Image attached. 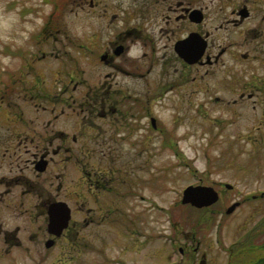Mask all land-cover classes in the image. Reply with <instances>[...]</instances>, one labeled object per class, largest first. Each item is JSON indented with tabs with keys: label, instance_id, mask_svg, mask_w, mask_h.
<instances>
[{
	"label": "rangeland",
	"instance_id": "obj_1",
	"mask_svg": "<svg viewBox=\"0 0 264 264\" xmlns=\"http://www.w3.org/2000/svg\"><path fill=\"white\" fill-rule=\"evenodd\" d=\"M176 2L172 0L171 7ZM185 2L202 7L203 30L210 31L218 45L214 54L223 48L226 52L209 67V74L201 69L187 82L179 80V74L187 72L180 64L167 65V93L163 96H159L161 66L157 65L150 105L145 108L131 100L136 94H149L148 90L141 81L124 79V93L133 98L125 99L121 107L125 118L118 125L120 134L123 131L135 145L122 142L124 153L118 163L123 164V201L116 203L106 197L104 221L101 211L87 214L83 221L92 219L89 225L82 221L85 214H77L70 238L60 239L56 248L17 249L4 256L1 252L0 264H119L118 260L123 264H190L195 260L198 264V255L192 252L197 243L207 264H227L225 249L233 244L250 253L264 247V195L258 196L264 193V0ZM108 3L112 5L109 12H118L114 0ZM101 8L90 12L86 5L71 0H0V90L9 82V73L14 78L25 75L29 95L43 90L42 102L49 110L44 111L45 117L48 113L70 116L75 107L68 104L85 95L88 83L99 80V71L89 69L85 51L89 39L100 31ZM13 11L18 19L8 17ZM236 11H243L245 17L240 20ZM178 13L167 7V16L172 18L167 30L184 24L172 21ZM46 22L50 26H45ZM184 25L186 31L193 29ZM183 34L167 31L169 46L168 38L174 41ZM42 53L46 57L33 65L37 76H32L34 72L28 75L27 65ZM18 91L14 92L17 96L28 98L26 90ZM3 93L0 91V99L5 98ZM53 96L58 98L57 106ZM65 98L69 103L61 102ZM144 115L155 118L156 130L150 135L142 129L145 119L139 120ZM62 122L59 129H68ZM63 172L62 182L68 187L73 175L70 168H60V176ZM217 182L233 188L215 187ZM196 184L214 186L222 198L207 209L182 205V191ZM255 195L258 197L252 199ZM240 201V209L225 214L230 205ZM88 204L99 206L94 201ZM115 209L118 212H110ZM215 209L220 212L211 214ZM170 237L186 254L171 249Z\"/></svg>",
	"mask_w": 264,
	"mask_h": 264
},
{
	"label": "flooded vegetation",
	"instance_id": "obj_2",
	"mask_svg": "<svg viewBox=\"0 0 264 264\" xmlns=\"http://www.w3.org/2000/svg\"><path fill=\"white\" fill-rule=\"evenodd\" d=\"M114 1V8L118 12H109L112 5L108 0H71L78 6L86 5L90 12L101 5L103 9L101 8L100 31L94 34L96 38L89 39L85 51L89 69L99 71V80L96 83H88L85 95L82 98L74 97L73 104H68L69 108L75 107L70 109V116L61 117L59 114L48 113L45 117L44 111L49 110L44 107V101L42 102L43 90L29 95V81L23 79L25 75L14 78L13 74L9 73V82L2 85L0 91L4 93L1 96L5 98L0 99V257L1 252H4V256L17 249L25 252H30L31 249L39 250V247L54 249L60 239L70 238L77 224L74 219L77 214H85L83 221L89 213L107 211V208L104 211L106 197L116 203L123 201V164L118 162L124 153L122 142H133L123 131L122 135L120 134L118 125L125 118L121 108L125 99L132 97L124 93L127 88L124 86V79L141 81L148 90L149 94H136L134 100H131L133 105L136 103L145 108L150 105L157 65L161 66L158 76L160 86L156 85L162 91L159 96H163L167 93V65L171 67L174 64L177 67L180 64L187 72L182 71L179 80L187 82L192 73H198L201 69H204L205 74H209V67L218 63L219 58L226 52L223 48L214 54L218 45L215 44L212 33L203 30L205 15L202 7L197 4L193 6L190 2L178 0L171 7L172 0ZM167 7L170 11L179 12L172 20L174 23H187L190 27L193 26V29L186 31L187 27L183 24L178 29L167 30V25L171 24L172 19L167 16ZM236 15L241 20V11H236ZM198 18L201 20L198 21ZM167 31L172 35L176 32L185 34L178 36L174 41L168 38L171 42L169 46ZM108 33L111 35H106ZM190 34L199 35L206 41L203 55L192 64L185 63L175 52V44ZM41 55V58L39 55L34 56L27 65L28 75L34 72L32 76H37L33 65L36 66L37 62L46 57L43 53ZM246 57L242 56L244 59ZM88 79L90 78L86 81H89ZM191 80L195 79L191 77ZM17 90V93L26 90L28 98L17 96L14 93ZM44 98L50 99L47 96ZM51 99L57 106L58 98L53 96ZM68 99L65 98L61 102L69 103ZM79 114H83L82 117ZM144 119L142 129L150 135L156 129L155 118L144 115L139 120ZM61 121L69 125L68 129H59L58 124ZM60 168L64 171L70 168L73 175L68 187L63 185L62 178L65 173L60 176ZM216 186L221 187L223 184L215 183ZM218 194L219 198H222L220 191ZM252 199H256V196H252ZM91 201L99 203V206H89ZM234 203H238L235 209L237 210L241 208L243 201ZM60 204L67 206L70 218L67 227L57 235L49 231V218L52 213L57 215L61 212ZM263 209L262 207L261 212H264ZM216 211L220 212L216 209L210 210L211 214ZM110 212L116 213L118 210ZM106 217V213H103L101 220L104 221ZM109 217L111 218V214ZM7 219H14L16 223L11 225ZM83 222L89 225L92 219ZM262 222L264 223V219ZM45 236L46 239H43ZM189 237L191 241L195 240V236ZM248 241H251V238ZM247 244L246 242L243 246ZM184 250L181 247L182 256L186 254ZM199 250L197 243L192 252L198 255V264L201 261L207 264L205 253L199 254ZM225 252L227 264H236V261L237 264H264V247L250 253L238 244L235 247L233 244L226 248ZM117 263L123 264V261L118 260ZM190 264H195V260Z\"/></svg>",
	"mask_w": 264,
	"mask_h": 264
},
{
	"label": "water",
	"instance_id": "obj_3",
	"mask_svg": "<svg viewBox=\"0 0 264 264\" xmlns=\"http://www.w3.org/2000/svg\"><path fill=\"white\" fill-rule=\"evenodd\" d=\"M189 39H192V38H189ZM193 42H195V40H193L192 43ZM181 47H184V45L180 44L178 49L183 52H186V49L181 48ZM189 50H191V47H189L188 53H189ZM185 59H187V56L185 57ZM189 61H192V60H189ZM216 200H217V193L212 188L201 187V186H197V187L190 186L183 191L181 203L182 204L189 203L192 206L201 208V207L209 206L213 204ZM60 207H61V210H60L61 212L57 215L52 213L49 218V227H50L49 231L57 235H59L61 231L67 226L68 220L70 218L69 209L67 208V206L65 204H60ZM234 208H235L234 205L228 208L227 213H230Z\"/></svg>",
	"mask_w": 264,
	"mask_h": 264
},
{
	"label": "clouds",
	"instance_id": "obj_4",
	"mask_svg": "<svg viewBox=\"0 0 264 264\" xmlns=\"http://www.w3.org/2000/svg\"><path fill=\"white\" fill-rule=\"evenodd\" d=\"M8 17L10 19H18V16H17L16 12H14V11L12 13L8 14Z\"/></svg>",
	"mask_w": 264,
	"mask_h": 264
},
{
	"label": "trees",
	"instance_id": "obj_5",
	"mask_svg": "<svg viewBox=\"0 0 264 264\" xmlns=\"http://www.w3.org/2000/svg\"><path fill=\"white\" fill-rule=\"evenodd\" d=\"M55 4H57V2H55ZM45 25H46V26H50V22H46Z\"/></svg>",
	"mask_w": 264,
	"mask_h": 264
}]
</instances>
